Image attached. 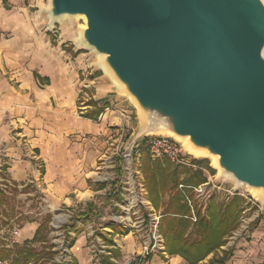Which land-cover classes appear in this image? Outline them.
I'll list each match as a JSON object with an SVG mask.
<instances>
[{
	"label": "water",
	"instance_id": "water-1",
	"mask_svg": "<svg viewBox=\"0 0 264 264\" xmlns=\"http://www.w3.org/2000/svg\"><path fill=\"white\" fill-rule=\"evenodd\" d=\"M142 112L264 191L263 0H51ZM102 64V65H103Z\"/></svg>",
	"mask_w": 264,
	"mask_h": 264
},
{
	"label": "rangeland",
	"instance_id": "rangeland-1",
	"mask_svg": "<svg viewBox=\"0 0 264 264\" xmlns=\"http://www.w3.org/2000/svg\"><path fill=\"white\" fill-rule=\"evenodd\" d=\"M50 2L51 0H0V40H15L16 32L23 30L28 37L37 42L40 47L39 51H45V47H47L51 49L53 56L69 57L68 64L79 75L78 89L80 93L82 92L81 89L84 90L81 95V103L83 102V104H78V110L92 113L96 111V108L91 106V103L94 105L97 102V108L100 107L105 111L104 119L100 117L98 125L104 124L106 128L104 132L96 135L99 137L103 154L117 152L121 156V153L132 150L134 143H139L140 146L148 137H168L152 134L162 131V129L148 131V124L145 123L144 116L140 114L133 99L121 89L119 83L106 71L100 55L82 41L83 30L87 28L85 18L64 17V19L61 18L52 22L49 13ZM23 36L24 34H21L20 38L16 39L22 40L21 37ZM24 69L25 72H30V63H27ZM7 73V78L10 79L8 70ZM97 77L100 78L99 83L101 85L112 91V95H108L106 99L101 101L95 100V91L92 92L91 88H82L85 80L89 81ZM11 84L15 87L18 86L14 83ZM15 133L17 130H11V136L14 139L19 143L24 140L22 144L27 148L31 147V144L27 142L28 138L23 139L22 136L17 138L14 136ZM69 136L75 138L80 134H69ZM176 141L180 143L178 140ZM180 145L190 161H206V164L214 171L209 170L205 164L202 166L195 165L196 168L192 169L171 163L173 165L172 170L176 167H184L190 169L192 174L193 172L202 173V177L204 176L206 179L205 183H210L208 188L212 189L213 198L206 207L199 203L194 192V188L204 183L186 184L183 182L186 178L184 174L179 177L180 184L177 189L174 191L166 189L167 192L164 195L161 187L167 180L166 176L163 178L162 173L159 177L145 174L143 169V165L146 163H144V159L147 156L145 154H148L149 157L150 155L141 146L138 149L133 148L132 151L134 163V182L130 185L132 193L128 191L129 186L124 184V180H126L122 169L124 162L118 156L114 160L116 165L114 176H104L106 173H103L101 182H89L90 188L96 192L92 202L79 203L74 208H68L66 205L54 207L53 204L55 203L50 202L45 187V161L37 159L35 154L32 156L33 158L25 155V160L29 161L36 171L35 184H29L26 188L16 187L11 178L8 177V171H5L11 157L8 156L7 147H0V164L5 163L0 177L5 181H10L14 186L11 190L6 189L4 191L0 187V192L3 194L0 197V251L6 250L12 253L11 257L3 262L12 264L11 262L16 255L14 252L17 253L15 247L19 245L29 247L39 254L42 252L48 254V256L40 258L32 257L23 264H77L75 249L78 243L82 241L84 242L82 255L86 264H101L105 257L112 264H122L127 257L135 256L130 255L126 258L120 256L124 246L136 243L140 249V253L136 255H140L143 251V242L136 230L140 224L139 221L147 220L149 214L161 217L160 230L161 220L166 209L165 205L176 193L181 194V203L187 207L188 216L184 218L191 223L189 234L192 232L190 235L192 240L195 239L193 233L195 231L194 225L197 223L190 220L193 213L189 206V200L192 201L197 219L198 214L208 219L211 207L218 205L223 211L234 199H237L238 202L242 199L240 207L244 209V213L240 218L238 229L228 239L226 247L232 250L244 242L255 241L253 237L255 235L257 237L259 232H263L259 244L261 247L263 245L264 248V202L257 200L247 186L238 185L233 178L224 175L219 167L214 168L212 156L193 157L187 154L181 143ZM150 158L151 163L155 161L163 163L167 160ZM5 183L0 182V185ZM129 194L131 195L130 198ZM153 194L154 196L157 195V198L153 197ZM126 197L130 201H126ZM132 198L133 200H131ZM154 198H156V203L153 201ZM49 216H52L51 220L47 219ZM44 223L48 230L43 233L42 240L33 241L37 231L35 232L31 228H29L31 229L29 233L22 234V230L26 227H37L38 230ZM107 228H111L112 231L106 232L105 229ZM15 230L19 232L16 238L13 234ZM161 235L163 236L162 233ZM13 240L16 241V244L8 248L9 245L13 244ZM222 256L223 253H218L215 258L221 259ZM0 258L2 259L1 255Z\"/></svg>",
	"mask_w": 264,
	"mask_h": 264
},
{
	"label": "crops",
	"instance_id": "crops-1",
	"mask_svg": "<svg viewBox=\"0 0 264 264\" xmlns=\"http://www.w3.org/2000/svg\"><path fill=\"white\" fill-rule=\"evenodd\" d=\"M21 34H24L22 40H17ZM14 38L12 41L0 40V147H7L11 157L5 171H8V177L16 187L26 188L35 184L34 166L25 160V155L33 158L35 154L37 159L46 163L45 187L50 202L55 203L54 207L66 205L74 208L79 203L92 202L96 192L90 188L89 182L97 183L98 166L106 155L101 152L100 140L96 137L106 128L104 124L98 125L105 111L98 120H92L83 117L86 112L78 110V104H83L81 95L84 90L81 89L80 93L78 89L79 75L68 64L69 57L53 56L47 47L45 51H39L37 42L23 30L17 31ZM27 63H30V72H25ZM7 70L10 79L7 78ZM99 79L85 80L82 84V88L89 87L92 92L95 91L97 101L112 95V91L101 85ZM11 130H17L14 134L17 138H28L26 141L31 144V149L22 144L24 140L19 143L14 139ZM69 134L80 136L70 138ZM29 228L37 231V227H26L22 234L29 233ZM105 231L112 230L107 228ZM261 235L263 232L253 237L255 241L232 248V256L225 264H264V248L259 244ZM83 246L82 241L76 246L77 264H86L82 255ZM228 250V247H223L219 253ZM139 253L135 243L124 246L120 256L126 258ZM212 258L213 255L201 264H209ZM145 264L187 262L166 251L150 257Z\"/></svg>",
	"mask_w": 264,
	"mask_h": 264
},
{
	"label": "trees",
	"instance_id": "trees-1",
	"mask_svg": "<svg viewBox=\"0 0 264 264\" xmlns=\"http://www.w3.org/2000/svg\"><path fill=\"white\" fill-rule=\"evenodd\" d=\"M91 106H95L96 111L92 113H83V117L92 120H98L100 114L104 111L100 107L97 108V103H94V105L91 103ZM145 155H147L144 159V163H146L143 165L145 174H148L152 177H159V175L162 173L163 178L166 176L167 180L161 187L162 193H164V195L167 192L166 189L168 191H174L177 189L178 185L180 184L179 177L181 174L186 175V178L183 181L186 184H191L194 182L197 184H202L206 182L204 176L202 177V173L193 172L192 174L190 169L184 167H176V169L172 170L173 165L170 161L166 160L163 163L160 161H155L151 163V158L148 156V154ZM193 164L199 166L204 164L207 165L206 161H193ZM207 168L213 171L210 169L209 165H207ZM2 195L3 194L0 192V197ZM153 197L157 198V195L154 196L153 194ZM156 198L153 199L155 203ZM181 202V194L176 193L175 196L170 199L169 203H166L165 205L166 209L161 220L160 232L166 239L167 253L171 256H180L187 262V264H201L212 255L214 257L209 261V264H225L228 262L232 256V250L223 252L221 259H216L215 256L221 252L223 247L227 246L228 239L239 227L240 218L244 213V209H241L240 207L242 199H240L239 202L237 199H234L233 202L226 206L223 211L218 205L215 207L213 206V208L211 207L209 210L208 219L198 214L197 224L194 225L195 231L193 235H195V239L193 240L190 238L192 232L189 234L191 223L184 218L188 216V210L187 207ZM47 219L51 220L52 216H49ZM47 230L48 227L45 225V223L41 225L37 230L33 241L37 242L42 240V235L44 232H47ZM15 248L17 253L14 252L16 255L11 262L12 264H23L32 257L40 258L43 256H48V254L44 252L40 254L38 252L36 253L35 250L26 246L21 247L17 245ZM0 255L2 256V259L0 258V260L5 261L11 257L12 253L2 250L0 251ZM101 264L112 263L108 258L105 257L103 258Z\"/></svg>",
	"mask_w": 264,
	"mask_h": 264
},
{
	"label": "built area",
	"instance_id": "built-area-1",
	"mask_svg": "<svg viewBox=\"0 0 264 264\" xmlns=\"http://www.w3.org/2000/svg\"><path fill=\"white\" fill-rule=\"evenodd\" d=\"M139 143H134L132 146V150L126 151L125 153H121L120 156L117 152H112L110 154L105 155L98 166L97 171V179L96 182H101L103 179V173H106L104 176H114L116 172L114 170L115 163L114 160L120 156L123 159L122 169L124 171L125 179L124 184L129 186V192L132 193L130 189L131 183H133L134 178V163H133V148H139L141 146L142 149H145L150 157L156 159H167L173 164L178 166L190 167L192 169L196 168L193 165V161H190L189 157L183 152L180 143H178L175 139H171L169 137H148L142 143V145H138ZM5 167V163L0 164V174ZM0 182H6L4 185H0L2 190H11L13 184L10 181H5L2 177H0ZM210 183H204L194 188L195 196L197 197L199 203H202L207 206V204L212 200L213 194L212 189H209ZM182 187V186H181ZM184 187V186H183ZM184 189V188H183ZM128 196V195H127ZM131 195L129 194V198ZM133 200V198L131 199ZM126 201H130V199ZM189 206L192 209L193 216L190 220L194 223H197L198 219L195 215L194 206L192 201L189 200ZM206 210V208H204ZM161 217H156L153 214H149L147 220L139 221V226L137 227V232L140 234L141 240L143 242V251L140 255L127 257L122 264H145L144 261L149 259V257L159 254L166 253V242L164 237L161 235L159 230V222ZM14 237L16 238L19 234L17 230L13 232ZM14 239V238H13ZM13 240V244L9 245L8 248L13 247L16 243ZM93 248V247H92ZM0 264H8L7 262H3L0 260Z\"/></svg>",
	"mask_w": 264,
	"mask_h": 264
},
{
	"label": "bare ground",
	"instance_id": "bare-ground-1",
	"mask_svg": "<svg viewBox=\"0 0 264 264\" xmlns=\"http://www.w3.org/2000/svg\"><path fill=\"white\" fill-rule=\"evenodd\" d=\"M63 19H64V17H62ZM81 19H84V17H80ZM61 19V18H60ZM59 19V20H60ZM53 22H55V21H53ZM85 31V30H84ZM102 59H104V57L103 56H100ZM105 67V66H104ZM106 68V71H108V69H107V67H105ZM107 73V72H106ZM108 73H110L109 71H108ZM111 74V73H110ZM140 111V110H139ZM140 114H142V112L140 111ZM158 129V128H157ZM150 130L151 131H153V130H156V128H154V129H152V128H149L148 129V131L150 132ZM158 130H161V129H158ZM152 133V132H151ZM153 135H161V136H168V137H171V138H173V139H176V140H178L182 145H183V147H184V149H185V151L187 152V154H189V155H191V156H193V157H203V156H205V155H209V156H212V155H210L207 151H204V150H202V149H198V148H196V147H194L192 144H191V142H190V140L188 139V138H179L178 136H176L174 133H172L171 131H168V130H162V131H157V132H155V133H152ZM152 136V135H151ZM212 158H213V160H214V164H213V166H214V168H217V167H219L218 166V162H217V158L216 157H214V156H212ZM215 160H216V164H217V166H216V164H215ZM220 169V168H219ZM221 170V169H220ZM250 191H251V194L257 199V200H259V201H261V202H264V191L263 190H261V189H250Z\"/></svg>",
	"mask_w": 264,
	"mask_h": 264
}]
</instances>
